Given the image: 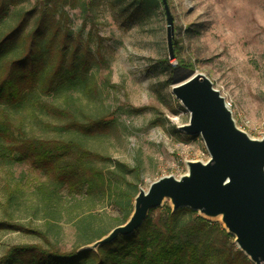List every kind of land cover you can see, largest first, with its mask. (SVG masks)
<instances>
[{"label": "rangeland", "instance_id": "obj_1", "mask_svg": "<svg viewBox=\"0 0 264 264\" xmlns=\"http://www.w3.org/2000/svg\"><path fill=\"white\" fill-rule=\"evenodd\" d=\"M33 1L26 0L24 6ZM83 1L85 7H66L71 35L79 34L80 48L88 50L90 62L81 76L86 81L66 90L71 94L69 113L83 121L102 115L107 123L93 132L77 131L75 137L111 160L138 167V178L127 175L137 190L161 176L186 173L188 160L209 157L199 135L178 129L188 122L189 112L171 93L173 84L193 73L211 81L237 127L251 138L264 136V0H164L137 10L131 0ZM165 12L171 18L170 32ZM173 51L176 58L170 55ZM29 95L24 104L10 108L13 134H70L59 128L64 120L39 106H65L64 93L37 94L35 100L34 93ZM1 152L0 220L13 227L0 228V256L14 244L71 250L77 244L76 214L88 208L96 221H105L106 232L123 223L125 210L118 209L113 198L82 203L79 195L73 198L65 189L56 212L49 215L46 208L52 206L40 203L36 195L45 181L42 171L30 160L9 162ZM94 162L107 170L108 161ZM8 191L10 204L5 202ZM130 204L132 211L133 199ZM166 205L170 206L167 199L152 216ZM207 219L214 248L238 249L219 217ZM33 230L44 232L46 238ZM245 264L254 263L248 259Z\"/></svg>", "mask_w": 264, "mask_h": 264}, {"label": "trees", "instance_id": "obj_2", "mask_svg": "<svg viewBox=\"0 0 264 264\" xmlns=\"http://www.w3.org/2000/svg\"><path fill=\"white\" fill-rule=\"evenodd\" d=\"M0 0V147L9 162L30 160L45 175L37 187L40 203L51 205L53 215L58 199L65 189L71 197L80 196L90 204L113 198L125 221L131 211V201L137 193L134 181L127 178L136 166H129L86 146L75 133L93 132L107 123L103 116L82 118L70 114L71 94L75 85L86 81L81 77L89 69L88 50L80 48V36H72L66 7H85L83 0ZM162 0H131L134 10L144 9ZM10 17V19H9ZM176 58V52H170ZM180 65H186L180 60ZM187 66V65H186ZM79 82V83H77ZM67 90V91H66ZM64 93L65 106L59 103H39L46 113L64 120L60 129L66 136L38 137L19 130L13 134L10 108L24 104L28 95ZM30 96V95H29ZM28 101V100H27ZM69 115V119L67 116ZM73 130V131H72ZM71 133H74L71 135ZM95 160L108 161L106 171ZM12 192L5 202L10 204ZM76 201V202H77ZM73 202L72 204H75ZM159 207V206H158ZM150 209L142 224L131 234L118 235L95 249L84 247L106 232L103 223L95 220L88 208L77 213L74 220L77 244L69 251L44 247L40 243L10 245L0 256V264H245L248 258L239 250L214 248L209 220L188 207L164 210L153 217ZM185 213L191 215L184 216ZM123 221V222H124ZM0 220V228L13 227ZM115 226V225H114ZM40 235L45 233L39 230ZM227 235L226 233H224Z\"/></svg>", "mask_w": 264, "mask_h": 264}, {"label": "water", "instance_id": "obj_3", "mask_svg": "<svg viewBox=\"0 0 264 264\" xmlns=\"http://www.w3.org/2000/svg\"><path fill=\"white\" fill-rule=\"evenodd\" d=\"M166 20L170 32L168 13ZM171 93L189 112L178 129L199 135L208 159L188 160L179 177L161 176L145 190L138 188L128 218L84 247L95 249L131 234L167 199L171 210L188 207L205 218L219 217L237 248L254 264H264V136L251 138L237 127L229 106L201 73L173 84Z\"/></svg>", "mask_w": 264, "mask_h": 264}, {"label": "built area", "instance_id": "obj_4", "mask_svg": "<svg viewBox=\"0 0 264 264\" xmlns=\"http://www.w3.org/2000/svg\"><path fill=\"white\" fill-rule=\"evenodd\" d=\"M228 105V104H227ZM206 160V159H205Z\"/></svg>", "mask_w": 264, "mask_h": 264}]
</instances>
